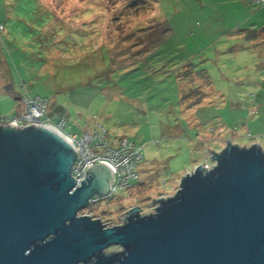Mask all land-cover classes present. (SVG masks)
Wrapping results in <instances>:
<instances>
[{
  "label": "rangeland",
  "instance_id": "374dc122",
  "mask_svg": "<svg viewBox=\"0 0 264 264\" xmlns=\"http://www.w3.org/2000/svg\"><path fill=\"white\" fill-rule=\"evenodd\" d=\"M0 25V117L23 107L10 83L64 107L69 135L141 148L139 180L97 216L153 211L209 153L250 145L247 129L264 148V0H0Z\"/></svg>",
  "mask_w": 264,
  "mask_h": 264
},
{
  "label": "water",
  "instance_id": "95a60500",
  "mask_svg": "<svg viewBox=\"0 0 264 264\" xmlns=\"http://www.w3.org/2000/svg\"><path fill=\"white\" fill-rule=\"evenodd\" d=\"M209 154L213 166L187 172L153 211L134 206L104 227L79 212L109 192L107 165L77 184L64 134L0 125V264H264V150L229 143Z\"/></svg>",
  "mask_w": 264,
  "mask_h": 264
},
{
  "label": "built area",
  "instance_id": "2783aa9c",
  "mask_svg": "<svg viewBox=\"0 0 264 264\" xmlns=\"http://www.w3.org/2000/svg\"><path fill=\"white\" fill-rule=\"evenodd\" d=\"M0 28H3L2 25H0ZM22 103L23 109L21 113L14 117H0V125L10 124L19 128L31 125H47L64 134L76 150L77 155L72 166V176L75 177L77 184H80L81 180L85 179L86 170L90 165L99 163L107 165L113 173V178L109 183V192L106 195H94L91 197L87 207L81 210L79 214L99 219L104 227L123 223L125 218L122 217H125L127 212L120 216L117 222H113L112 219H104L93 214V210L104 199L115 197L120 190L130 188L132 182L139 180L140 175L137 164L142 158L141 148L127 138H121L114 147L109 146L106 131L103 127H100V129L96 128L93 133H84L79 137L77 135H69L65 132V118L47 114L45 99L39 96L30 97L24 95ZM261 136L264 139V135ZM202 165L204 170L210 168L208 163Z\"/></svg>",
  "mask_w": 264,
  "mask_h": 264
},
{
  "label": "trees",
  "instance_id": "16d2710c",
  "mask_svg": "<svg viewBox=\"0 0 264 264\" xmlns=\"http://www.w3.org/2000/svg\"><path fill=\"white\" fill-rule=\"evenodd\" d=\"M147 1V4H150V0H145V2ZM137 4V3H136ZM142 8V7H145L144 5H138L137 4V6L135 7V9H138V8ZM163 25H165V27H163V29H161V30H157V32H155L154 30V32H153V41H154V43L156 42V41H158V43L160 42V38H162V36L166 33V31H169V29H168V27H167V25L165 24V22H164V24ZM160 27V26H159ZM158 26H157V29L159 28ZM140 29H142V28H140ZM249 31V30H248ZM259 30H253V31H251V33H252V35H254V36H256L257 34H259V33H256V32H258ZM150 32H152V30L150 31ZM152 41V42H153ZM158 46V45H157ZM156 46V47H157ZM108 50V49H107ZM151 54H152V52H151ZM109 59H110V61H112L113 59H112V57L111 56H109ZM145 60V59H144ZM140 62V61H142V60H139V58H136L135 60H134V62ZM112 63H113V61H112ZM115 63H117V62H115ZM118 63H120L121 64V62H118ZM192 64L191 63H187L185 66H191ZM6 92H8V93H11L16 99H18V100H20L21 102H22V99H23V96L24 95H20L19 93H16V92H14L13 90H12V85L10 84V83H8L7 84V86L5 87V89H4ZM27 96H29V95H27ZM35 96H39V95H35ZM35 96H30V97H35ZM39 97H42V96H39ZM43 99H45V101H46V103H47V114L48 115H57V116H59V117H62V118H64L65 117V114H66V112H65V109H64V107H62V106H58V107H56V108H52L53 110H50L49 109V111H48V99L46 98V97H42ZM23 104V103H22ZM22 109H23V107H22ZM22 109H21V111H22ZM21 113V112H20ZM5 118H7V117H5ZM66 119V118H65ZM105 129V128H104ZM105 131H106V137H107V130L105 129ZM120 140V139H119ZM134 143V142H133ZM135 144V143H134ZM136 145V144H135ZM214 151V150H213ZM142 152V151H141Z\"/></svg>",
  "mask_w": 264,
  "mask_h": 264
},
{
  "label": "crops",
  "instance_id": "0c3cea01",
  "mask_svg": "<svg viewBox=\"0 0 264 264\" xmlns=\"http://www.w3.org/2000/svg\"><path fill=\"white\" fill-rule=\"evenodd\" d=\"M253 108H254L255 113H256V111H257L256 107L253 106ZM255 128H256V127H255ZM247 130H248V134H249L248 136L251 137V138H250V145H251V144H255L256 141H254L255 138H254V136L251 134V130H250V129H247ZM261 135H264V134H261ZM259 143L261 144V142H259ZM248 145H249V144H248ZM192 169H193V168H192ZM192 169H191V170H192Z\"/></svg>",
  "mask_w": 264,
  "mask_h": 264
}]
</instances>
